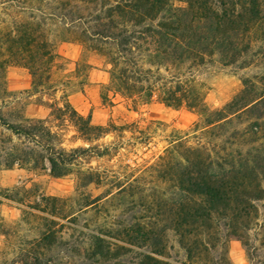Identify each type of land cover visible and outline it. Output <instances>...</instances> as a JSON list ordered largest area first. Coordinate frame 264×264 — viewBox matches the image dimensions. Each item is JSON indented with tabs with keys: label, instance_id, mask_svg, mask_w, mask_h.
<instances>
[{
	"label": "trees",
	"instance_id": "16d2710c",
	"mask_svg": "<svg viewBox=\"0 0 264 264\" xmlns=\"http://www.w3.org/2000/svg\"><path fill=\"white\" fill-rule=\"evenodd\" d=\"M63 44L82 48L79 61L59 53ZM99 61L110 66L103 99L113 93L136 108H187L201 119L199 141L175 140L149 169L165 191L154 190L148 208L132 185L92 199L84 189L100 177L76 172L75 194L23 208L7 234L22 248L0 254V264H232L221 235L242 243L251 264H264V73L243 79L220 109L207 103L203 84L183 78L216 61L264 70V0H0V74L24 69L36 93L61 92L63 109L51 107V115L67 118L89 144L109 129L93 126L70 97L84 95ZM162 71L171 79L153 82ZM10 130L41 136L37 127ZM13 152L6 170L48 162L55 179L74 173L65 150ZM6 191L17 202L23 189ZM124 196L136 214L119 204L120 218H91ZM151 212L152 219L139 216Z\"/></svg>",
	"mask_w": 264,
	"mask_h": 264
},
{
	"label": "rangeland",
	"instance_id": "374dc122",
	"mask_svg": "<svg viewBox=\"0 0 264 264\" xmlns=\"http://www.w3.org/2000/svg\"><path fill=\"white\" fill-rule=\"evenodd\" d=\"M77 47L81 55L82 48L73 44L61 45L59 53L76 62L80 55L75 59L67 48ZM109 70L110 66L105 62H95L89 85L84 87V95L70 97L74 109L84 117L90 116L93 126L109 129L107 135L91 144L79 138L67 118L58 120L51 115V107L63 109L61 92L36 93L31 89V77L24 69L9 68L0 74V254H10L22 248L17 237H7V234L13 235V223L20 220L23 208L38 207L45 198L75 194L79 179L76 172H89L100 177L99 183L84 189L92 199L109 194L115 196L132 185L135 193L140 192L137 202H144L148 208L153 191H165V186L149 178V169L159 163L175 140L182 139L190 146L199 141L200 134L196 130L201 126V119L187 108L174 111L160 104L138 105L136 108L131 101L113 93L107 100L103 99L102 87L108 84ZM263 73L264 70L257 67L246 70L224 68L216 61L211 66L187 71L183 78H194L203 84L207 103L220 109L239 94L243 79ZM170 79V73L162 71L153 82L162 84ZM13 126L40 128L41 136H19L10 130ZM28 148L44 153L52 148L65 150L74 173L55 179L51 176L48 162L31 172L22 169L18 163L13 169L6 170L5 161H10L13 151ZM12 188L23 189L17 202L8 199L13 194L6 190ZM129 200L128 196H124L122 201L113 204V208H100L95 212L97 214H91V218H120L121 207L116 206L122 204V210L136 214ZM139 216L152 219L154 214L142 213ZM219 239L226 245L232 264H251L242 243L224 235Z\"/></svg>",
	"mask_w": 264,
	"mask_h": 264
},
{
	"label": "crops",
	"instance_id": "0c3cea01",
	"mask_svg": "<svg viewBox=\"0 0 264 264\" xmlns=\"http://www.w3.org/2000/svg\"><path fill=\"white\" fill-rule=\"evenodd\" d=\"M67 50L69 51V54L72 55L75 59L78 58V56L80 55V50L79 48H67Z\"/></svg>",
	"mask_w": 264,
	"mask_h": 264
}]
</instances>
